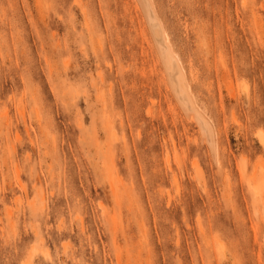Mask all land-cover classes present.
<instances>
[{
    "label": "rangeland",
    "instance_id": "obj_1",
    "mask_svg": "<svg viewBox=\"0 0 264 264\" xmlns=\"http://www.w3.org/2000/svg\"><path fill=\"white\" fill-rule=\"evenodd\" d=\"M154 1L220 169L138 0H0V264H264V0Z\"/></svg>",
    "mask_w": 264,
    "mask_h": 264
},
{
    "label": "bare ground",
    "instance_id": "obj_2",
    "mask_svg": "<svg viewBox=\"0 0 264 264\" xmlns=\"http://www.w3.org/2000/svg\"><path fill=\"white\" fill-rule=\"evenodd\" d=\"M138 1L144 9L148 24L151 28V34H153L156 45L163 57L165 74L173 90L172 92L175 94V98L178 100L179 106H181L185 116L197 124L202 141L208 145L215 165L220 169L221 162L219 158L218 133L213 119L207 112V109L199 102L195 93V89L193 88V74L188 73L181 58L174 50L165 25L157 10L155 1ZM154 30L157 32H154Z\"/></svg>",
    "mask_w": 264,
    "mask_h": 264
}]
</instances>
